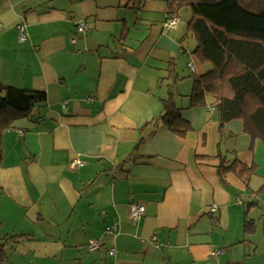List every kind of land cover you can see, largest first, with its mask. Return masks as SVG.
Returning a JSON list of instances; mask_svg holds the SVG:
<instances>
[{
	"label": "crops",
	"instance_id": "crops-1",
	"mask_svg": "<svg viewBox=\"0 0 264 264\" xmlns=\"http://www.w3.org/2000/svg\"><path fill=\"white\" fill-rule=\"evenodd\" d=\"M186 2L0 0V83L46 96L1 138L5 264H264V144L241 119L221 126L212 96L189 107L212 66ZM171 95L183 136L159 119Z\"/></svg>",
	"mask_w": 264,
	"mask_h": 264
},
{
	"label": "trees",
	"instance_id": "trees-1",
	"mask_svg": "<svg viewBox=\"0 0 264 264\" xmlns=\"http://www.w3.org/2000/svg\"><path fill=\"white\" fill-rule=\"evenodd\" d=\"M186 3L192 15L188 34L197 42L194 54L212 66L203 75H193L189 107L204 106L206 97L212 96L221 126L241 119L245 131L264 144V0H187ZM45 100L44 92L0 83V161L3 132L17 120L31 119L33 109ZM159 119L175 135L183 136L190 130L172 95L163 101ZM231 167L220 165L221 170ZM249 224L250 221L246 222L245 227ZM6 261L7 253L2 245L0 264Z\"/></svg>",
	"mask_w": 264,
	"mask_h": 264
},
{
	"label": "built area",
	"instance_id": "built-area-1",
	"mask_svg": "<svg viewBox=\"0 0 264 264\" xmlns=\"http://www.w3.org/2000/svg\"><path fill=\"white\" fill-rule=\"evenodd\" d=\"M177 22H178V18L177 16H171L169 18H167L163 24V27H164V30L166 32H168L169 30L173 29L176 27L177 25ZM75 27H76V30L78 33H82L85 31V23L82 21V20H77L75 21ZM18 40L20 42H23L25 41L26 39V36H25V33H24V27L23 26H19L18 27ZM189 67H191V64H189ZM19 135H22L24 134L23 132H18ZM84 162H82L81 160H74L72 161L71 163V166L75 167V166H80L82 165ZM144 206H142L141 204H132L130 205V209H129V218L130 220L133 222V223H136L138 222L144 215ZM114 227L111 226V227H107L105 229V235H112L113 234V231H114ZM101 246L100 242H97V241H90V243L87 245V248L89 250H96L98 249L99 247ZM115 252H114V249H111L109 251V254L110 255H113ZM218 253V252H217Z\"/></svg>",
	"mask_w": 264,
	"mask_h": 264
},
{
	"label": "rangeland",
	"instance_id": "rangeland-1",
	"mask_svg": "<svg viewBox=\"0 0 264 264\" xmlns=\"http://www.w3.org/2000/svg\"><path fill=\"white\" fill-rule=\"evenodd\" d=\"M190 36V35H189ZM258 215H256L255 217H257ZM251 218V217H250ZM261 221V222H260ZM257 224H258V228L260 229V232L262 231L261 233V240L263 239V227H264V218H262V220H257ZM260 236V234L258 235Z\"/></svg>",
	"mask_w": 264,
	"mask_h": 264
}]
</instances>
